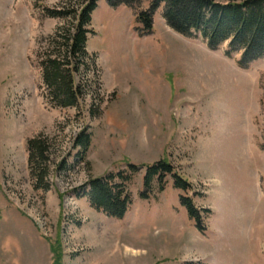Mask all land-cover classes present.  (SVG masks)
<instances>
[{"label":"rangeland","instance_id":"1","mask_svg":"<svg viewBox=\"0 0 264 264\" xmlns=\"http://www.w3.org/2000/svg\"><path fill=\"white\" fill-rule=\"evenodd\" d=\"M89 1L0 0V264H264V57L241 67L229 41L211 49L200 33L174 30L163 4L142 33L137 14L153 0H98L87 41L96 70L82 68L78 105L61 107L38 51L77 22L51 12ZM82 130L92 133L86 154L75 144ZM34 137L48 147L41 183L28 162ZM161 159L191 187L167 176L144 199L142 167L123 218L83 194L93 177Z\"/></svg>","mask_w":264,"mask_h":264},{"label":"trees","instance_id":"2","mask_svg":"<svg viewBox=\"0 0 264 264\" xmlns=\"http://www.w3.org/2000/svg\"><path fill=\"white\" fill-rule=\"evenodd\" d=\"M109 3L114 7H136L140 0H109ZM162 4L163 17L174 30L187 36L200 33L207 39L211 49H217L229 41L226 54L231 56L241 51L242 56L238 61L241 67H248L251 62L264 57V0H153L147 9L137 14L142 33L147 34L153 30L154 14ZM97 6L98 0H90L79 10L51 12L58 17L73 14V18L77 20L73 27L64 32L49 35L45 39V48L38 51V64L42 69L43 80L49 89L50 101L55 105L77 106L82 96L83 84L76 82V75L81 73L82 68L96 70L95 56L88 52L87 41L88 34L92 32L89 28L92 13ZM98 108H93L91 114L96 115ZM91 141L92 133L82 130L76 137L75 144L86 154ZM46 145V140L40 137L27 140L28 162L39 183L48 171L45 164L48 150ZM142 167L145 168L144 189L140 196L144 199L150 197L155 183L158 184V190H164L167 176L172 177L177 189L185 191L191 187L188 180L175 171L171 162L161 159L149 165L128 162L125 168L93 177L83 186V194L89 197L96 209L108 216L123 218L133 202L130 183ZM39 170L43 172L35 173ZM180 201L187 208L190 217L196 219L197 228L204 232L206 226L198 221L201 218L192 199L181 195Z\"/></svg>","mask_w":264,"mask_h":264}]
</instances>
